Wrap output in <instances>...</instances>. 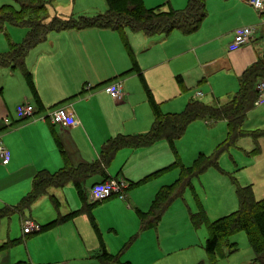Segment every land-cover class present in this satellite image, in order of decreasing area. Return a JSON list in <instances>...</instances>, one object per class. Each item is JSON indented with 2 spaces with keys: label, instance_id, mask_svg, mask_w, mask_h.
Returning <instances> with one entry per match:
<instances>
[{
  "label": "crops",
  "instance_id": "0c3cea01",
  "mask_svg": "<svg viewBox=\"0 0 264 264\" xmlns=\"http://www.w3.org/2000/svg\"><path fill=\"white\" fill-rule=\"evenodd\" d=\"M215 1L219 3L218 10L220 12L210 8V11L214 12L211 14L214 18L218 15L223 18H232L238 16L243 10H249L254 14L251 10L252 6L247 0ZM187 3L188 0H183L178 4L171 5L170 3L162 9H184ZM211 19L213 21V18ZM250 25L257 26L260 35H264V24L258 23L254 15V19L251 21L247 20L244 23L233 25L226 30H221L219 27L221 31L213 36L197 37L195 40L191 38V35L196 34L195 32L199 28L190 34L174 29L167 35L154 34L150 36L143 32L129 31V36L126 35L129 48L124 45L121 34L110 28H68L49 32L44 40L29 50L23 68H19L23 76L19 74L18 84L4 92H2V87L0 88V141L2 144L4 145L3 140L7 135H12L10 149L7 148L11 158L7 165H3L7 171L4 175H0V193L11 187V189L21 188L24 191L19 195L20 202L31 191L37 171L55 172L65 164L72 167L94 164L99 161L103 146L111 138L119 134L135 135L147 132L154 120V112L148 94L152 91L156 97L157 86L170 84L173 80L177 82L178 75L183 78L185 85L183 91L198 83L212 81L223 73H235L239 88L240 75L248 66L261 58L264 52V47L259 41L237 50H230L229 46L233 40L235 29ZM218 41L221 42V49L214 50V44L219 43ZM114 82L121 83L125 94L123 100L116 101L106 92V86ZM198 92L201 95H197ZM136 95L139 98L138 101L135 98ZM202 95L203 91L197 90L195 96L193 95L188 101L198 99ZM215 102L225 103L227 101L223 102L215 97L212 102L207 104ZM22 103L34 106L33 118L22 120L17 113L16 119L12 117L11 110L14 109L15 104L17 107ZM56 106L67 107L75 117V124L67 127L52 124L48 114ZM127 108L143 109L140 123L134 125V129H130L132 131L128 129L127 120L120 115ZM22 121L25 122L19 123ZM205 122L209 126L216 125V123ZM224 122L226 123V121ZM15 123L19 124L14 125ZM45 145H50L51 149L55 151L52 162L47 156L41 158L45 154L43 149ZM152 145L119 149L109 163L101 165V168L84 178V190L89 181H92V187L95 183L110 177L123 179L129 185L126 192L127 198L123 200L124 202H119L122 209L128 212L126 215L130 217L132 215L134 225L129 235L121 237L117 226L109 222L102 223L99 219H97V223L95 218H93V223L97 227V232L104 228L107 229L105 232L107 235H104L103 239L100 238L98 243L94 234L89 231L86 232V235L80 233L83 249L95 252L96 258L92 257V259H96L97 264H158L162 261H169L179 252L191 246L188 243L184 247L182 243L181 247H178L174 242L170 243L168 247L164 245V239L158 227L161 218L156 224L145 229L141 227L140 213H149L157 193L165 186L159 185L160 188L158 186L159 189L154 190L151 194L153 199L150 202L142 203L139 198L135 199L133 193L137 186L132 184L141 179L135 181L134 177L130 175L133 171L131 156L138 151L149 149ZM11 164L12 167H9ZM141 165L142 169L146 168V172L155 168L144 177L156 178L160 174L157 172L162 169V167H158L160 165L156 163L155 159L147 166L142 163ZM47 167L57 168V170H50ZM174 184L177 185V181ZM69 185L76 189L74 183L69 182L63 187H50L43 196L51 195L52 198H56L55 193L58 192L56 190ZM99 204L102 205L98 211L107 205H113V203L103 202ZM5 206H10V204L6 203L3 207ZM81 210L91 212L92 209H83L82 203ZM15 213H20V216L24 217V211ZM71 213L75 214L76 211L64 215ZM73 214L66 221L43 230H41L42 226L48 225L64 215L59 214L57 218L44 225H39L33 219H29L36 224L37 228L27 234L22 228L19 241L27 242L31 234H38L37 239L40 240L45 235L53 233L56 226L63 223L64 229H66L70 222L78 221ZM24 219L21 220L22 224ZM146 232L153 233L151 243L149 242V246L141 250L137 254L138 256L133 257L129 252L132 246L130 238L133 237V240L143 239ZM100 234L102 235V231ZM110 234L115 235L118 246L115 244V240L110 238ZM33 241L30 239L26 244L30 262L38 260L40 255L38 249L30 247ZM121 242L123 245L120 246ZM103 247L111 256L107 260L102 259ZM181 256L183 258L179 262L180 264L201 263L195 261L191 252H183ZM54 263L51 258L45 262V264Z\"/></svg>",
  "mask_w": 264,
  "mask_h": 264
},
{
  "label": "rangeland",
  "instance_id": "374dc122",
  "mask_svg": "<svg viewBox=\"0 0 264 264\" xmlns=\"http://www.w3.org/2000/svg\"><path fill=\"white\" fill-rule=\"evenodd\" d=\"M182 1L144 0V4L147 8H155L159 5L161 8H166L170 3L172 5ZM208 1L209 3L206 4L207 16L195 32L196 34L191 35L194 40L197 37L213 36L218 31L226 30L233 25L244 23L247 20L251 21L254 19V15L258 23L264 24V13L258 15L253 7L251 10L254 14L249 10H243L238 16L232 18H223L220 15L214 18L211 15L214 12L210 11V8L220 12L218 10L219 3L215 0H207L206 2ZM106 10L105 0H0V16L18 15L23 21V24H14L10 20L4 21L3 29L0 31V55L7 54L11 50V45L22 43L26 39L33 22L48 23L55 17L63 19L82 16L94 17L105 13ZM129 31L132 30L130 28L125 30L127 36H129ZM218 42L214 44V50L221 49V42ZM19 74L22 75L19 67H0L2 92L6 89L11 90L14 85L18 84ZM197 90L203 91V95L198 99L204 103L212 102L215 97L223 102L228 101L235 96L238 90L237 76L235 73H223L212 81L198 83L186 91H183L173 80L170 84L157 86L156 97L152 91L151 95L162 113H179L184 110L188 99L193 95L195 96ZM135 98L138 101L137 95ZM142 111V108H137V110L127 108L120 114L122 118L127 120L129 131L134 129V125L140 123ZM11 115L16 119V104L11 110ZM23 122L25 121L19 123ZM243 128L245 135L233 144L229 143V145L227 123L220 121L214 126H209L205 120L198 119L191 122L185 134L173 144L167 140H159L149 149L138 151L131 156L133 171L130 175L134 177L135 181L142 179L155 169L146 172V168L142 169L141 163L147 166L155 159L156 163L160 165L158 167H162L159 176L156 178L149 177L146 182L136 185V188L134 187L133 196L135 199L139 198L142 203L150 202L153 199L151 194L159 185L170 187L179 180L177 185L171 186L169 189L174 198L170 197L172 200L164 211L158 227L163 236L164 245L167 247L173 242L178 247H181L182 243L184 247L188 243L191 246L178 254L176 253L177 255L169 261H162L158 264H180L183 252H191L195 261L201 262V264H251L253 262L254 254L246 233L239 231L220 243L218 252L213 258L215 262L212 263L203 247L208 237V228L205 223L195 226L191 221V214L199 213L202 209L210 221L237 210L239 208L238 185H251L257 199L264 197V104L254 106L248 112ZM11 136L7 135L3 140L4 146L8 149H10ZM43 149L45 154L41 158L47 156L52 162L55 151L51 149L50 145H45ZM218 154L217 163L207 165ZM196 161L198 167L192 175H188L183 167L195 164ZM204 165L207 167L200 170ZM9 167H12V164ZM47 168L57 170V168ZM6 171L7 168L0 164V175H4ZM189 179L191 182L184 184ZM91 182L89 181L85 187L88 203L93 202L90 194ZM11 188L0 193V208L6 203L10 206H16L19 202V195L24 190ZM56 191H58L55 193L56 198H52L51 195L43 196L29 208L24 209V217H21L20 213L14 212L10 216L0 218V264H45L49 258H51L52 263L55 262L54 264H97L98 261L92 259V257L96 258L95 252L85 251L80 237V233L86 235V232L89 231L94 234L99 243L100 238L103 239L104 235H107L105 234L107 229L104 228L97 232L93 218L97 223V219H99L102 223L109 222L117 226L121 237L126 234L129 235V232L132 231L134 225L132 215L131 217L126 215L128 212L123 210L119 204L123 200L118 197L102 201L103 203H113V205H107L98 211L102 204L97 203L91 212H88L81 210L82 203L73 186L69 185ZM73 211H76L73 215L78 221L70 222L66 229H64L63 223L56 226L53 233L45 235L40 240L37 239L38 234H31L28 237L29 240H34L30 247L38 249V253H40L38 260H36L38 262H30L26 248L29 240L27 242L19 241L23 228L22 218L33 219L37 224L44 225L57 218L59 214L64 215ZM100 231H102V235H99ZM114 236L110 234V238H113L118 246ZM144 236L143 239L139 240L130 238L132 246L129 252L133 257L138 256L137 254L141 250L149 246L153 233L146 232ZM232 243H235V250L231 246ZM121 245H123L122 242Z\"/></svg>",
  "mask_w": 264,
  "mask_h": 264
},
{
  "label": "trees",
  "instance_id": "16d2710c",
  "mask_svg": "<svg viewBox=\"0 0 264 264\" xmlns=\"http://www.w3.org/2000/svg\"><path fill=\"white\" fill-rule=\"evenodd\" d=\"M206 1L188 0L184 9L170 8L163 10L161 6L147 8L144 0H105L107 5L106 12L94 17L82 16L71 19L55 17L48 23L33 22L30 25V31L26 39L22 43L11 45V50L7 54L0 55V67L23 68L29 50L44 40L47 34L54 30L86 27L110 28L121 34L124 45L127 48L130 46L125 34L126 28H130L135 32H143L149 36L154 34L167 35L174 29L190 34L199 28L207 16ZM6 20H10L14 24H23L22 19L18 15H1L0 31L3 29V23ZM27 73L30 74L28 71ZM261 79H264V52L261 58L243 71L239 77V88L235 96L225 103L215 102L207 104L201 100L192 99L188 101L184 110L179 113H162L159 106L153 101L151 93H149L148 97L153 108L154 120L147 132L135 135L119 134L111 138L103 146L99 161L94 164L79 167L65 164L55 172L48 170L37 171L31 191L16 206L0 208V218L29 208L38 198L46 194L50 187H63L69 182L74 183L78 196L83 203V209L90 210L100 202H87V196L83 188L84 178L101 168V165L109 163L119 149L149 146L159 140H167L173 144L185 134L188 125L198 119L205 120L210 124L226 121L228 127L227 141L228 144H233L237 139L245 135L243 130L244 122L248 112L254 107V101L257 97L256 84ZM176 80L180 88L184 90L185 85L182 76L178 75ZM219 154L207 165L216 164ZM196 163L197 161L195 164L183 167L188 175H192L196 170L198 167ZM207 165L202 166L200 170L205 169ZM161 171L162 169L157 173ZM148 179L149 176L144 177L132 185L144 183ZM189 182L190 179L185 181L184 184ZM177 183H179V180ZM171 186L173 187L175 184ZM171 186H165L164 190H160L157 193L149 213H140L142 229L156 224L160 220L172 198H174V196H171L172 192H169ZM237 195L239 199V208L237 210L210 221L202 209L199 213L191 214V221L195 226L206 224L208 237L204 243V250L211 258L212 263L215 262L213 258L218 252L220 243L236 232L244 231L254 254L253 261L258 264H264V197L257 199L254 196L251 185H238ZM71 214L60 216L48 225L42 226L41 230L66 221ZM231 246L234 250L236 249L235 243H232ZM110 257V254L103 247L102 259L107 260Z\"/></svg>",
  "mask_w": 264,
  "mask_h": 264
},
{
  "label": "built area",
  "instance_id": "2783aa9c",
  "mask_svg": "<svg viewBox=\"0 0 264 264\" xmlns=\"http://www.w3.org/2000/svg\"><path fill=\"white\" fill-rule=\"evenodd\" d=\"M248 3L258 12L264 13V0H247ZM259 41L264 47V35H260L257 26H241L235 29L233 40L229 46L230 50H237L243 46H248ZM106 92L115 100H123L124 92L120 82H114L106 86ZM257 97L254 101L255 106L264 104V79H261L256 84ZM197 95H201L200 92ZM16 113L20 119L33 118L35 114V108L29 103H22L16 107ZM48 118L52 124H58L62 126H71L75 124V117L68 111L67 107L56 106L53 107ZM10 151L0 141V163L7 165L10 161ZM128 183L120 178H107L104 181L95 183L91 187V200L94 202H101L110 198L118 197L121 200L127 198L126 192L128 191ZM37 228L36 224L32 220H24L23 231L24 233H30ZM251 264H258L252 262Z\"/></svg>",
  "mask_w": 264,
  "mask_h": 264
}]
</instances>
